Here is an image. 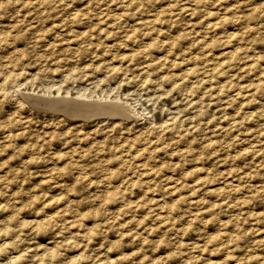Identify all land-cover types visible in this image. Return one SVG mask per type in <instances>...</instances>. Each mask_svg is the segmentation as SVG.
Listing matches in <instances>:
<instances>
[{
    "label": "rangeland",
    "instance_id": "1",
    "mask_svg": "<svg viewBox=\"0 0 264 264\" xmlns=\"http://www.w3.org/2000/svg\"><path fill=\"white\" fill-rule=\"evenodd\" d=\"M0 91V264H264V0H0Z\"/></svg>",
    "mask_w": 264,
    "mask_h": 264
},
{
    "label": "bare ground",
    "instance_id": "2",
    "mask_svg": "<svg viewBox=\"0 0 264 264\" xmlns=\"http://www.w3.org/2000/svg\"><path fill=\"white\" fill-rule=\"evenodd\" d=\"M77 94L78 95H72L70 93L60 92L55 95H43L31 92L25 93L24 96L28 101L32 102L33 104H37L36 106L40 105L42 106V108L44 106V109L48 108L50 110L63 111L64 113L69 114V116L94 117L95 115H102V117L109 116L113 118H128L130 116H135L134 114H136L137 116L134 107L131 105L132 103L130 104L128 101H125L126 99L124 100L122 97L119 98L117 96L115 98H106L102 97L103 95L94 97L90 95L92 96L90 97L86 94V96H84V94H80L79 92Z\"/></svg>",
    "mask_w": 264,
    "mask_h": 264
},
{
    "label": "water",
    "instance_id": "3",
    "mask_svg": "<svg viewBox=\"0 0 264 264\" xmlns=\"http://www.w3.org/2000/svg\"><path fill=\"white\" fill-rule=\"evenodd\" d=\"M102 115H95L94 117H101ZM93 116L92 117H83L85 119H90V118H94Z\"/></svg>",
    "mask_w": 264,
    "mask_h": 264
}]
</instances>
